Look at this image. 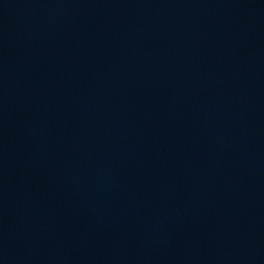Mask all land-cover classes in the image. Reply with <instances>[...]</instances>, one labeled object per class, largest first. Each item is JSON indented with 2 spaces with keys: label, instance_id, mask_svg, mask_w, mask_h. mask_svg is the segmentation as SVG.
I'll use <instances>...</instances> for the list:
<instances>
[{
  "label": "water",
  "instance_id": "obj_1",
  "mask_svg": "<svg viewBox=\"0 0 264 264\" xmlns=\"http://www.w3.org/2000/svg\"><path fill=\"white\" fill-rule=\"evenodd\" d=\"M0 264H264V0H0Z\"/></svg>",
  "mask_w": 264,
  "mask_h": 264
}]
</instances>
